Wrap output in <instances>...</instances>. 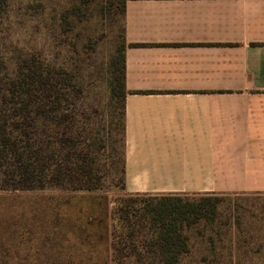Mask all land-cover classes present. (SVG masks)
<instances>
[{
  "label": "rangeland",
  "instance_id": "374dc122",
  "mask_svg": "<svg viewBox=\"0 0 264 264\" xmlns=\"http://www.w3.org/2000/svg\"><path fill=\"white\" fill-rule=\"evenodd\" d=\"M124 2L0 0V125L16 146L0 167V264H114L115 211L131 195L113 91ZM35 69L56 89L43 108ZM78 166L94 187H75ZM219 209L191 229L183 264H264V192L222 196Z\"/></svg>",
  "mask_w": 264,
  "mask_h": 264
},
{
  "label": "crops",
  "instance_id": "0c3cea01",
  "mask_svg": "<svg viewBox=\"0 0 264 264\" xmlns=\"http://www.w3.org/2000/svg\"><path fill=\"white\" fill-rule=\"evenodd\" d=\"M130 194L264 192V0H125Z\"/></svg>",
  "mask_w": 264,
  "mask_h": 264
},
{
  "label": "trees",
  "instance_id": "16d2710c",
  "mask_svg": "<svg viewBox=\"0 0 264 264\" xmlns=\"http://www.w3.org/2000/svg\"><path fill=\"white\" fill-rule=\"evenodd\" d=\"M124 10L123 5V13ZM124 51L125 42L114 64L116 85L113 86L122 105L126 95ZM32 78L36 90L42 94L43 102H37V107L43 108L56 89L48 76L38 69L33 71ZM9 151H16V146L6 127L0 125V167ZM18 168L25 175L31 174L29 164L23 162ZM69 170L74 173L76 188L94 187L90 169L78 166ZM56 172L58 177L62 176V164L57 165ZM222 196L226 195L131 194L121 199L115 211L118 224L112 231V261L114 264H133L131 259H135L136 264H183L184 258L191 253V229L204 220L211 223L217 220Z\"/></svg>",
  "mask_w": 264,
  "mask_h": 264
}]
</instances>
